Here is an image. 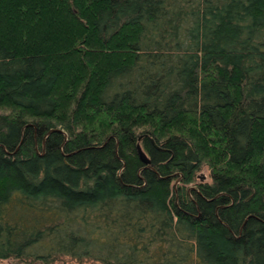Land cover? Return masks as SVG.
<instances>
[{"label": "trees", "instance_id": "1", "mask_svg": "<svg viewBox=\"0 0 264 264\" xmlns=\"http://www.w3.org/2000/svg\"><path fill=\"white\" fill-rule=\"evenodd\" d=\"M0 106H23L34 118L13 113L9 134L0 119V191L12 184L72 204L117 193L154 198L173 186V214L210 231V247L227 255L222 264H252L235 253L251 251L252 225L264 226V0H0ZM71 106L74 122L86 116L119 128L99 146L67 137L54 122ZM217 116L226 121L212 148L232 176L220 192L189 188L180 169L193 145L180 132L199 136ZM167 130L180 132L160 136ZM38 153L48 170L36 187L25 174L37 172L41 161L30 158ZM102 160L121 162L122 171ZM93 172L92 193L74 190ZM93 221L106 233L88 256L101 264L180 263L181 241L154 238L146 218ZM18 227L27 243L49 235L46 226ZM44 241L52 254L78 258Z\"/></svg>", "mask_w": 264, "mask_h": 264}, {"label": "rangeland", "instance_id": "2", "mask_svg": "<svg viewBox=\"0 0 264 264\" xmlns=\"http://www.w3.org/2000/svg\"><path fill=\"white\" fill-rule=\"evenodd\" d=\"M69 110L67 113L63 112V118L54 122L57 128L62 130L67 137L73 135L84 136L91 144L99 146L107 142L109 137L114 135L119 128L118 124H103L101 121L91 120L86 116H81L77 122H74V118L71 116L73 107L71 106ZM13 113L22 115L28 122L34 120L33 117L26 116L29 114L23 106L14 109L0 106V119L3 122L2 133L4 134L11 133L9 116ZM225 121L226 119L222 116H217L209 131L196 130L199 136L190 134L188 127L181 132L167 130L160 135L165 134L163 137H169L180 132L191 141L193 148L189 154L188 162L180 169L182 175L189 178L187 183L189 188L204 185L220 192V183L232 176L230 175V169L225 167L224 162L214 156V149L212 148L215 145L214 142L220 139L219 129ZM142 130H149V128H143ZM35 156L37 157L35 158ZM35 156L30 159L40 160V167L37 172H27L25 175L36 183V187H39L46 178L48 168L44 163V160H46L44 159V153H38ZM93 160L94 168H96L99 165L97 162L101 158L94 157ZM102 162L106 167L111 166L116 174L122 171L121 162L106 160H102ZM55 164L51 162L50 165L55 167ZM50 170L52 171V169ZM97 178L95 172H93L88 177H82L72 187H74V190L92 193ZM168 191V195L157 194L154 198L144 195L129 196L117 193L92 202L71 204L63 196L45 192L41 194L27 193L10 184L7 191H0V264H101L88 255L96 247L95 237L98 234L105 235L106 233L105 229L93 221V218L106 213H112L128 223H131L133 216L136 215L137 217L146 218L150 223L149 233L154 238L160 241H181V245L178 246L179 264L224 263V258H227V255L221 252L217 255V249L210 247L209 243L212 244L210 231L208 232L205 227H194L189 222L175 217L171 204L173 186H170ZM243 195L239 196L238 204ZM20 209L23 212L27 211L28 215L19 216ZM18 224L24 226L27 224L29 226L35 225L37 227L46 226L48 234L52 235L53 238L41 234L34 241L27 243L26 239L29 236L26 234V230L23 231L18 227L20 226ZM251 230L252 233L248 235L247 240L254 248L251 251L249 250L250 253L248 250L236 248L238 250L235 253V260L248 255L252 258V264H264V258L257 255V248L255 247V244H260L263 247L262 254H264V226L253 224ZM136 232L140 233L138 230ZM251 237L254 239L252 240ZM45 239L55 240L57 244L59 243L61 249L78 252V256H76L78 258L71 255L58 256L55 253L52 254L44 245Z\"/></svg>", "mask_w": 264, "mask_h": 264}, {"label": "water", "instance_id": "3", "mask_svg": "<svg viewBox=\"0 0 264 264\" xmlns=\"http://www.w3.org/2000/svg\"><path fill=\"white\" fill-rule=\"evenodd\" d=\"M142 139V138H141ZM140 139V140H141ZM138 149V154H139V157L140 159L142 160L143 163L147 164V165H150L151 164V160L150 158L146 155V153L143 151V149L141 148L140 145H138L137 147Z\"/></svg>", "mask_w": 264, "mask_h": 264}]
</instances>
